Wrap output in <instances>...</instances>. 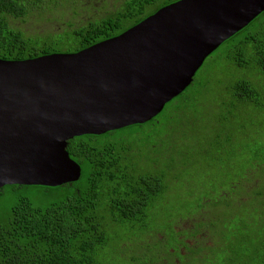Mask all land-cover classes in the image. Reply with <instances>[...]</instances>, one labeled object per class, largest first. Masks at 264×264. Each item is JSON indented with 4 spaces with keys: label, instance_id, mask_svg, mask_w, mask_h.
Here are the masks:
<instances>
[{
    "label": "trees",
    "instance_id": "1",
    "mask_svg": "<svg viewBox=\"0 0 264 264\" xmlns=\"http://www.w3.org/2000/svg\"><path fill=\"white\" fill-rule=\"evenodd\" d=\"M106 1L0 0V58L19 60L80 50L121 33L171 0H114L120 3L111 8L105 7ZM92 9L103 14H86ZM38 24L48 25L39 31ZM221 45V50L209 55L214 58L191 87L192 94L186 95L188 86L148 122L69 139V155L81 167L78 181L55 187H1L0 198L12 202L0 223V264H98L99 257L106 258L107 247L133 234L130 230L121 235L117 227L145 231L147 218L165 202L170 172L154 170L159 169L160 159L171 153L176 156L166 164L172 169L180 156L189 162L203 146L224 161L226 149L237 141L225 125L233 111L242 116L248 108L264 111V11ZM247 67L255 70L252 77L235 76L233 68ZM213 103L225 111L210 112ZM237 125L238 132L245 133V125ZM143 127L156 139L172 138L151 143L158 149L168 146L159 158H151L150 168L139 150L149 146L150 140H125ZM260 143L255 140L258 153L254 150L249 155L250 164L243 165L239 178L213 196L210 188L203 189L201 196H195L194 206L188 205L185 216L194 218L184 233L200 236L209 231L213 244L208 252L197 247L205 238L191 244L186 239L189 236L180 240L177 237L183 233L174 230V247L162 246L163 240L151 242L149 247L141 235H134L133 240L146 243L140 249L155 252L142 264H264V155L259 152ZM234 157L226 160L227 165H232ZM162 160L161 169L165 167ZM170 181L174 184L179 179L173 176ZM230 194L237 195L235 203ZM30 197L46 201L40 205ZM182 248L188 253L182 254Z\"/></svg>",
    "mask_w": 264,
    "mask_h": 264
},
{
    "label": "water",
    "instance_id": "2",
    "mask_svg": "<svg viewBox=\"0 0 264 264\" xmlns=\"http://www.w3.org/2000/svg\"><path fill=\"white\" fill-rule=\"evenodd\" d=\"M264 0H175L73 52L0 58V188L79 180L67 141L157 116Z\"/></svg>",
    "mask_w": 264,
    "mask_h": 264
},
{
    "label": "rangeland",
    "instance_id": "3",
    "mask_svg": "<svg viewBox=\"0 0 264 264\" xmlns=\"http://www.w3.org/2000/svg\"><path fill=\"white\" fill-rule=\"evenodd\" d=\"M120 2L114 0L106 1L105 7H113L119 5ZM97 6V4H95ZM86 14H90L91 16H95L97 14L94 9L86 12ZM83 19H85L82 16ZM57 25V23H55ZM48 24H38L36 25V29L39 31H43L47 28ZM224 45H220L217 50H221ZM58 52V51H57ZM70 52V51H66ZM213 55L208 56L202 66L196 71L195 79H193L192 83L189 85L190 89L187 90L186 95H191L192 90L191 87L197 82V79L201 78V75L204 70H206L211 61L213 60ZM236 77L245 76L252 77L254 75V69L251 67L247 68H233ZM224 72H227V68L224 66ZM224 81H226V75L224 77ZM215 93L219 94V90H215ZM213 99H218V96L213 95ZM210 112H224L225 110L221 109L219 105L216 103L211 104ZM212 117V116H210ZM237 123L245 125V133L238 132ZM227 126V133L232 135V140L234 141L230 147H228L224 153L225 160L221 161V158L218 157L216 153L209 152L207 148H203L198 152H196L192 159L189 162H185L182 156L179 157L178 164L175 163L172 169L170 166H166L167 162L172 158H175L172 153L167 158L164 159L165 167L161 169L162 159L158 161L159 169H154L158 174L161 172H167L170 174L167 176V180L169 181V190L165 195V202L161 203L159 206L154 208L152 214L147 218V228L145 231L141 232L140 229L134 228L129 229L127 226L117 227L116 230L121 234H125L128 231L132 230L133 234L131 236L123 237V239L119 242H116L112 245L111 248L107 247L106 250V258L99 257L98 264H142L144 259L150 257L151 254L155 253L153 250H142L139 247L148 243L149 247L151 246V242H156L163 240L162 246L164 244L171 246H175L177 243V238L180 240L186 238L185 236H189L186 238L188 242L192 244L193 240H198L199 238H205L204 243L199 244L197 247L201 249V252H208V246L213 244L212 235L209 231L205 230L200 236L199 235H191V231H188L185 235L184 231L190 225V221L194 218L193 215L185 216V214L189 213L188 205H193L195 201V196L202 195L201 193L205 192L203 189H211L213 195L218 194L224 188L229 186L231 181L239 178L243 165H249L251 158L249 155H252L255 150V140L260 143L259 152L263 151L264 155V111L260 108H248L243 116L233 111V115L230 117L229 121L225 123ZM222 129V125H218V130ZM148 135V137H146ZM211 135V134H209ZM150 140L149 146H140L139 150L148 162L151 158H159L158 154H164L165 147L168 145L165 144L161 149L156 148L155 145L151 144L154 140H163L167 142V140H172V138L165 137L163 139H156L154 134L146 127H143L142 130L136 131L130 138H125V140ZM187 138L183 139L186 140ZM174 140H179L178 137H175ZM206 147L207 144L204 143ZM181 146L179 150H182ZM255 152L258 153V146L256 147ZM232 156H235L232 161V165H227L226 160ZM181 160V162H180ZM150 168L151 163H147ZM257 169V167H256ZM178 177L179 181L174 184L170 181L172 177ZM253 182V178L251 180ZM219 190V191H218ZM27 197L29 195H26ZM177 196H180L183 200L180 201L176 199ZM229 197L231 200H235L237 195L230 194ZM31 200L36 203L42 205L45 203L46 199H41L37 201V199L30 197ZM162 200V201H163ZM178 201L183 202L181 205L178 204ZM12 202V199L0 198V223L3 221V215L8 210ZM194 206V205H193ZM177 232L180 237H175L173 235V231ZM214 232V231H213ZM225 233V232H224ZM134 235L142 237L144 242L135 241L132 239ZM192 236L193 238H190ZM222 238V239H221ZM221 240H225V238L221 235ZM186 241V240H185ZM189 243V244H190ZM138 246H137V245ZM183 247V246H180ZM207 248V249H206ZM114 249V250H113ZM171 250V249H170ZM182 254L188 253L184 248L181 249ZM114 253V254H113ZM134 258V259H132ZM159 258V257H158ZM175 258V256H173ZM109 260V261H108ZM176 260V259H175Z\"/></svg>",
    "mask_w": 264,
    "mask_h": 264
},
{
    "label": "flooded vegetation",
    "instance_id": "4",
    "mask_svg": "<svg viewBox=\"0 0 264 264\" xmlns=\"http://www.w3.org/2000/svg\"><path fill=\"white\" fill-rule=\"evenodd\" d=\"M173 1H175V0H171V1L167 2V3H165V4H168V3L173 2ZM165 4H162L161 6H163V5H165Z\"/></svg>",
    "mask_w": 264,
    "mask_h": 264
}]
</instances>
